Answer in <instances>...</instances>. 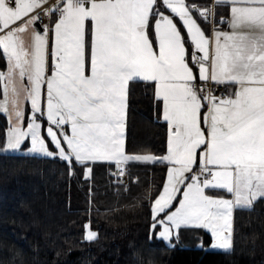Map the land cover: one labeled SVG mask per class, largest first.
I'll return each mask as SVG.
<instances>
[{"label": "snow or ice", "instance_id": "snow-or-ice-1", "mask_svg": "<svg viewBox=\"0 0 264 264\" xmlns=\"http://www.w3.org/2000/svg\"><path fill=\"white\" fill-rule=\"evenodd\" d=\"M0 59L6 150L78 165L93 186L107 168L116 191L163 165L145 189L158 237L192 226L233 247L234 210L264 200V0H0ZM140 83L167 128L160 156L126 150Z\"/></svg>", "mask_w": 264, "mask_h": 264}, {"label": "trees", "instance_id": "trees-1", "mask_svg": "<svg viewBox=\"0 0 264 264\" xmlns=\"http://www.w3.org/2000/svg\"><path fill=\"white\" fill-rule=\"evenodd\" d=\"M7 124L0 115V264H264V200L235 210L231 251L198 247L213 239L194 227L180 229L170 247L153 230L145 198L146 187L154 192L160 185L163 165L132 167L139 182L119 191L110 170L96 168L93 186L78 165L72 174L59 159L7 151ZM167 135L153 90L130 86L126 150L163 155ZM88 221L97 232L92 241L83 235Z\"/></svg>", "mask_w": 264, "mask_h": 264}, {"label": "rangeland", "instance_id": "rangeland-1", "mask_svg": "<svg viewBox=\"0 0 264 264\" xmlns=\"http://www.w3.org/2000/svg\"><path fill=\"white\" fill-rule=\"evenodd\" d=\"M7 151H8V150H7ZM7 151H6V152H7ZM15 152H19V151H15ZM228 198H231V195H230V194L228 195ZM239 208H240V207H237L236 209H239ZM245 208H247V207H245ZM236 209H235V210H236ZM235 210H234V213H235ZM233 220H234V216H233ZM233 226H234V223H233ZM182 228H186V227H185V226H182L181 229H182ZM188 228H193V227H192V226H189ZM194 228H199V227H194ZM204 230H206V229H204ZM179 231H180V230H179ZM206 231L210 233L209 230H206ZM210 234H211V233H210ZM212 239H213V237H212ZM164 241H165V240H164ZM165 242L168 244L167 241H165ZM201 242H203V245H204L203 248H208L209 251H231V250H232V248L229 249V250H222V249H218V248H212V247H209V245H210L213 241H212L211 243H206L205 240H203V241H201ZM201 242L198 243V245H197L198 247H202V246H201ZM175 245H176V243H174V246H175Z\"/></svg>", "mask_w": 264, "mask_h": 264}, {"label": "built area", "instance_id": "built-area-1", "mask_svg": "<svg viewBox=\"0 0 264 264\" xmlns=\"http://www.w3.org/2000/svg\"><path fill=\"white\" fill-rule=\"evenodd\" d=\"M223 86H221L220 88H218L216 91H217V94H219L220 92H223Z\"/></svg>", "mask_w": 264, "mask_h": 264}, {"label": "crops", "instance_id": "crops-1", "mask_svg": "<svg viewBox=\"0 0 264 264\" xmlns=\"http://www.w3.org/2000/svg\"><path fill=\"white\" fill-rule=\"evenodd\" d=\"M221 11H224L223 9ZM231 90V89H230ZM163 119V118H162Z\"/></svg>", "mask_w": 264, "mask_h": 264}]
</instances>
